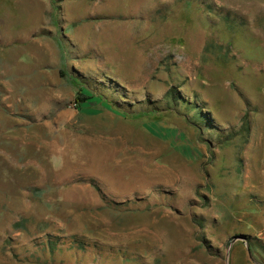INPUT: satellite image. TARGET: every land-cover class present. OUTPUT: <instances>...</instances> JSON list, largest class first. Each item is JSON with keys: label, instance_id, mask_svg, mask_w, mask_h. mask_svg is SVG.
<instances>
[{"label": "rangeland", "instance_id": "374dc122", "mask_svg": "<svg viewBox=\"0 0 264 264\" xmlns=\"http://www.w3.org/2000/svg\"><path fill=\"white\" fill-rule=\"evenodd\" d=\"M0 264H264V0H0Z\"/></svg>", "mask_w": 264, "mask_h": 264}, {"label": "trees", "instance_id": "16d2710c", "mask_svg": "<svg viewBox=\"0 0 264 264\" xmlns=\"http://www.w3.org/2000/svg\"><path fill=\"white\" fill-rule=\"evenodd\" d=\"M87 98H88L87 95L82 94L80 97H77V101L84 102ZM163 98L169 101V103L173 105L176 104L177 101L181 98L178 87L170 86L166 91V93L164 94Z\"/></svg>", "mask_w": 264, "mask_h": 264}]
</instances>
